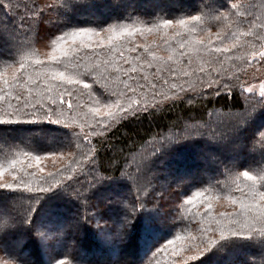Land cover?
Wrapping results in <instances>:
<instances>
[{
  "label": "trees",
  "instance_id": "1",
  "mask_svg": "<svg viewBox=\"0 0 264 264\" xmlns=\"http://www.w3.org/2000/svg\"><path fill=\"white\" fill-rule=\"evenodd\" d=\"M5 2L13 7L9 11L0 6V120L6 121L0 123V183L23 174L34 187L39 175L57 169L69 170L61 177L85 179L92 157L97 172L112 178L89 191V207L64 187L40 196L34 210L37 198L32 194L0 189V261L264 264V237L221 241L195 261L184 251L202 229L228 225L222 213L242 212L244 205L260 202L259 194L249 189L252 181L242 173L257 177V185L264 176V146L258 143L264 132V108H257L235 131L221 120L260 101V95L247 93L244 87L264 77V68L253 60V54L264 51V0H243V24L239 17L216 19L231 0H59L44 13L51 18L38 21L34 32H27V25L22 30L20 20L34 17L52 0ZM191 15L200 16V21H191ZM166 19L186 23L165 26ZM83 28L107 31L58 42L70 51L63 57L57 48L55 55L68 61L67 74L79 62L81 70L95 67L97 79L101 73L108 77L110 87L119 93L109 101L98 86H93L94 93L105 101L90 99L82 84L61 87L60 78H52V70L65 71L50 60L52 41ZM217 47L229 50L218 53ZM37 60L44 64L37 65ZM225 82L228 88L223 87ZM117 103L135 112L125 116ZM105 104L123 118L106 116ZM33 105L44 109L52 105L58 115L62 113L61 123L43 119V112ZM26 112H35L40 121H28ZM208 125L217 127V138L196 134L184 138L190 130ZM73 129L88 132V138L78 139ZM160 143L159 152L146 162L145 169L154 171L144 172L151 184L139 193L144 202L138 207L136 186L117 168L127 170L133 159L150 154L151 146ZM29 172L36 175L28 176ZM190 198L192 203H186ZM90 214L91 222L85 218Z\"/></svg>",
  "mask_w": 264,
  "mask_h": 264
},
{
  "label": "snow or ice",
  "instance_id": "2",
  "mask_svg": "<svg viewBox=\"0 0 264 264\" xmlns=\"http://www.w3.org/2000/svg\"><path fill=\"white\" fill-rule=\"evenodd\" d=\"M59 3V0H52L51 3H46L44 5V8L39 9L35 16L32 18L24 17L20 20L21 25L23 26L22 30L24 29V26L27 25L28 31L27 32H34L35 31V25L38 21L42 19H50L51 16H44V13L50 12L52 9L55 8V6ZM254 3H249L248 8H253ZM0 6L8 9L9 11L12 10L13 5L10 2H5V0H0ZM15 7L19 9L20 5L16 4ZM244 7L243 0H241L240 3L232 2L230 3V7L223 11L217 13L216 19L219 20L221 17L224 16H233V17H239L238 20L239 24L244 23V19L246 17L243 16L241 13V8ZM24 8L28 11H32V8L29 7L28 4H24ZM189 19L191 21H200L201 17L197 15H191L189 16ZM174 22L179 23L181 25L185 24L186 21L181 19L179 21H173L166 19L164 20L165 26H170ZM237 22V21H234ZM253 22L249 21V24L251 25ZM264 26V25H262ZM107 31V29H103L100 32H97L95 29L90 28H83L78 29L76 31H73L71 33H65L62 36H58L55 40L52 41L53 45L55 46L53 48V53L50 56V60L54 62L55 65L60 66L63 65L65 67V71L56 72L55 70H52V78L56 79L57 76L60 78L61 81V87L64 85H83V89L88 90V96L90 99H94L97 102L99 101H105L107 99L108 101L112 99L113 96H118L119 93H117L114 89H112L109 85L108 77L104 76L102 73L99 74V79L96 78L93 73L97 71L95 67L92 68H84L81 70V65L79 62H75V67L71 69L72 74L68 73L67 63L65 59H63L60 56L55 55V52L57 51V48L60 49L62 52L63 57H68L70 50H65L62 46V44H58V42H67V38H71L72 42H75L76 38L78 36L82 37L85 34L88 33H95L96 35H100L101 32ZM233 35H235L233 33ZM227 38V34L225 35V39ZM27 43H31L30 39L26 41ZM99 43H103V41H100ZM223 43V41H221ZM229 49L227 48H215V52L222 53L227 52ZM122 55V53H121ZM74 59V58H73ZM253 60L258 61L261 64V68H264V51H260L258 53L253 54ZM37 65L44 64V61L37 60L35 62ZM19 68L21 70L25 69V65L21 62H18ZM14 65L9 66V69H12ZM135 71V69H133ZM259 71V69H258ZM131 78V77H130ZM14 79L16 77L14 76ZM19 79H23V75L19 77ZM91 79L92 83L85 82L86 80ZM98 86L100 89L103 90V93L105 94V99H101L99 96H97L94 93V87ZM125 87H129V85H125ZM223 87L228 88L229 85L227 82L223 85ZM64 91L68 92V95L71 96L73 93L67 88L64 87ZM134 91V89H133ZM245 92H253L254 89L252 87H248L244 89ZM95 94V95H93ZM61 103L64 101L61 100ZM56 104L55 98H53V105ZM27 105L25 104V107ZM117 110L119 112H122L125 116L129 114V111L135 112L134 109L125 108L123 105L116 104ZM33 107L36 109L37 112L42 111L43 112V119L51 121L53 123H61L60 115L57 113V109L53 107L52 105H49L47 109H44L43 105H33ZM69 109L72 108V104L69 102L68 104ZM105 107L109 109L105 113L106 116H108L111 119H119L123 117H118L116 113L112 112L110 109L112 105L105 104ZM257 108H264V87L261 88L260 91V101L258 104H250L245 110L240 114H226L223 119L221 120L225 124H231V131H235L237 127L240 125H243L245 121L250 118L253 113L256 112ZM19 111V109H18ZM98 112L99 109H96ZM25 115L31 117L28 121H40L38 117H36L35 112H26ZM53 116H56V119L53 120ZM220 121V122H221ZM6 121L0 120V123H4ZM65 127H69L68 125H65ZM91 127V126H90ZM105 129L108 127V125L104 126ZM73 131L76 133V137L80 140H86L89 136L88 132H84L83 129H81L80 132H76L75 129ZM93 133L95 132V128L92 129ZM191 134L196 135H208L210 138H217L219 135V132L217 130L216 126L208 125L206 129H195L190 130L188 132V135L184 138H187ZM179 139V138H178ZM258 143L261 144V146H264V132L260 133V139ZM79 147V145H77ZM161 147H157L156 145L151 146V152L148 154L147 152L145 154H142L140 158L133 159V161L129 164L127 170H121L117 168V171L120 172L121 176L127 177L128 179L132 180L133 184L137 188V196H136V205L138 207L143 206V199H141L139 193L143 192L148 185L151 184V180L144 174V169L146 167V162L151 159L153 155H155L157 152H159ZM86 155V154H84ZM39 162V157L36 158ZM90 167L88 168V172L86 174L85 179H81L79 175H65L61 177L62 171H69L68 169L60 170L57 169L56 171H49L46 175H39L37 177V182L35 186L31 184L29 180H26L24 178V175H20L17 177L16 175H13L11 178V182H4L0 183V189H12L16 191H20L23 193H29L32 194L37 199L34 201L33 204V210L35 208V204L39 203V197L53 192L54 189H57L59 187H64L66 191L69 192V194L75 196L76 198L80 199L84 206L90 205V201L87 199L89 191L95 187L96 184L100 183L104 179H111L112 175L102 176L100 175L95 166H94V157L89 158ZM14 167V165H13ZM31 167V165H29ZM104 171H108L107 168L104 169ZM39 172L41 174L44 173V168H40ZM28 176L36 175L35 173L29 172L27 174ZM243 177L246 178L249 181H252V184L249 185L250 191H252L254 194H259L260 202L256 204H246L244 205V209L242 212L238 213H222V218H226L228 220V225L221 224L220 221H216L217 224H221V227L219 230H217L214 227H207L201 230L200 234L196 237H192V239L195 241L193 244H190L186 249H184L187 253H192L190 259L192 261L197 260L199 257L203 256L205 253L210 251L212 248L216 247L219 242L230 239V238H240V239H252L254 237H264V176L260 177V183L257 185L256 180L257 177H254L250 175L248 171H244L242 173ZM60 177V178H58ZM87 177H90L87 178ZM78 185V186H77ZM198 196L201 194H197ZM186 203L191 204L192 199L186 201ZM255 213L252 215L251 213ZM87 220L90 222L93 220V215H87L85 216ZM3 225H0V228H2ZM217 231H219V234L217 235ZM180 236H177L176 239H180ZM169 244H173L174 241L170 240L168 241ZM0 264H7L5 261H0ZM59 264H65L64 260L59 261Z\"/></svg>",
  "mask_w": 264,
  "mask_h": 264
},
{
  "label": "rangeland",
  "instance_id": "3",
  "mask_svg": "<svg viewBox=\"0 0 264 264\" xmlns=\"http://www.w3.org/2000/svg\"><path fill=\"white\" fill-rule=\"evenodd\" d=\"M248 87H252L254 89L253 92H247V93H255L256 95H260V91H261V88L264 87V77H262L260 80H258L257 82L255 83H248L245 85L244 89L245 88H248ZM237 137H240V135L237 134ZM153 171L152 168H148V169H145L144 172L146 173H149V174H153ZM0 181H1V178H0ZM157 185H161L159 183V181L157 182ZM8 264V263H7Z\"/></svg>",
  "mask_w": 264,
  "mask_h": 264
}]
</instances>
